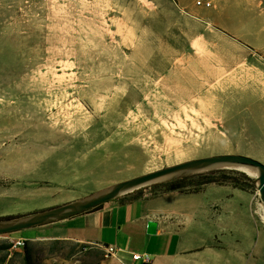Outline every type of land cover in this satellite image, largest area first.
I'll return each mask as SVG.
<instances>
[{
  "label": "rangeland",
  "instance_id": "obj_1",
  "mask_svg": "<svg viewBox=\"0 0 264 264\" xmlns=\"http://www.w3.org/2000/svg\"><path fill=\"white\" fill-rule=\"evenodd\" d=\"M186 1L0 0V206L31 213L189 159L260 153L252 114L263 105L247 102L245 81L230 84L245 64L200 66L196 12L210 9ZM226 13L246 41L244 15ZM250 191L264 223L256 182ZM63 241H30L29 264L110 258ZM15 252L12 264H25Z\"/></svg>",
  "mask_w": 264,
  "mask_h": 264
},
{
  "label": "crops",
  "instance_id": "obj_2",
  "mask_svg": "<svg viewBox=\"0 0 264 264\" xmlns=\"http://www.w3.org/2000/svg\"><path fill=\"white\" fill-rule=\"evenodd\" d=\"M173 1L177 5L187 3ZM203 1L210 2V10L196 12L202 48H192V52H198L200 66L205 68L232 69L245 64L242 72L230 78V84L240 86L245 81L247 102L256 108L263 105L252 115L255 128L260 127L264 135V0ZM230 6L238 8L251 28L246 41L230 34L222 24V17L228 14L223 11ZM213 36L229 47L212 48L216 46L210 44ZM262 142L259 154L246 155L261 156L257 159L264 163V137ZM28 208L21 203H4L0 218L25 214ZM149 220L157 224L154 234L147 233ZM0 238L66 240L103 252V246L113 245L116 253L106 264H264V223L257 219L254 195L229 184L207 183L193 192L139 189L67 218ZM133 254H146L149 261L134 259Z\"/></svg>",
  "mask_w": 264,
  "mask_h": 264
},
{
  "label": "water",
  "instance_id": "obj_3",
  "mask_svg": "<svg viewBox=\"0 0 264 264\" xmlns=\"http://www.w3.org/2000/svg\"><path fill=\"white\" fill-rule=\"evenodd\" d=\"M241 168H248L256 172L257 194L264 210V163L244 154L225 153L189 159L116 182L73 201L24 215L0 218V235L67 218L153 183L215 169L241 170ZM156 225L155 221L149 220L147 222V233L154 234Z\"/></svg>",
  "mask_w": 264,
  "mask_h": 264
},
{
  "label": "trees",
  "instance_id": "obj_4",
  "mask_svg": "<svg viewBox=\"0 0 264 264\" xmlns=\"http://www.w3.org/2000/svg\"><path fill=\"white\" fill-rule=\"evenodd\" d=\"M255 179L251 178L242 171L234 169L226 170H210L200 173H193L185 175L176 179L161 182L159 188L164 191L169 190H183V191H198L202 185L207 183H217V184H229L233 187H238L244 190L250 191L254 188ZM139 189L134 190L130 193L137 192ZM99 206V205H97ZM95 206V207H97ZM8 217V216H7ZM63 240H54V243H62ZM32 242L26 241L23 246V254L21 252H15V257H20L25 264H29V254L31 252L30 244ZM65 243V241H63ZM11 246V241L7 238H2L0 240V264H12L13 256L10 255L9 249ZM81 249V245H76Z\"/></svg>",
  "mask_w": 264,
  "mask_h": 264
},
{
  "label": "built area",
  "instance_id": "obj_5",
  "mask_svg": "<svg viewBox=\"0 0 264 264\" xmlns=\"http://www.w3.org/2000/svg\"><path fill=\"white\" fill-rule=\"evenodd\" d=\"M196 5H203V6L209 7L210 2L209 1L203 2V1L197 0ZM10 241H11L10 249L21 248L25 245V240L21 239V238L10 240ZM81 248H83V251L89 250V249H87V244H81ZM103 250L107 256L108 255L111 256V255H114L116 253L117 248L113 245H108V246H103ZM132 257L134 259H142L145 262L149 261V257L146 254H144V255L133 254Z\"/></svg>",
  "mask_w": 264,
  "mask_h": 264
},
{
  "label": "bare ground",
  "instance_id": "obj_6",
  "mask_svg": "<svg viewBox=\"0 0 264 264\" xmlns=\"http://www.w3.org/2000/svg\"><path fill=\"white\" fill-rule=\"evenodd\" d=\"M241 170H242L243 172H245L248 176H252V177H254V178H255V176H256V172L253 171V170H250V169H248V168H241ZM261 207H262V206H261ZM262 218H263V220H264V212H263V214H262Z\"/></svg>",
  "mask_w": 264,
  "mask_h": 264
},
{
  "label": "clouds",
  "instance_id": "obj_7",
  "mask_svg": "<svg viewBox=\"0 0 264 264\" xmlns=\"http://www.w3.org/2000/svg\"><path fill=\"white\" fill-rule=\"evenodd\" d=\"M26 242V241H25Z\"/></svg>",
  "mask_w": 264,
  "mask_h": 264
}]
</instances>
